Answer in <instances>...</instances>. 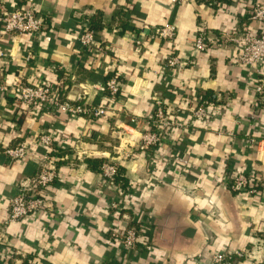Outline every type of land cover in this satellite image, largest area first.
<instances>
[{
	"label": "crops",
	"instance_id": "obj_1",
	"mask_svg": "<svg viewBox=\"0 0 264 264\" xmlns=\"http://www.w3.org/2000/svg\"><path fill=\"white\" fill-rule=\"evenodd\" d=\"M256 1L264 0H0L1 83L62 79L74 98L81 86L114 74L121 82L114 103L87 89L88 101L109 104L94 119L28 108L0 93V264H214L215 253L226 255L223 264H264V105L254 92L264 83V61L236 66L233 47L222 40L206 51L193 47L200 24L219 38L241 24L258 29L247 18ZM12 6L46 17L38 38L3 34L1 13ZM93 15H100L99 49L88 52L78 25ZM166 24L175 31L170 41L156 35ZM171 54L190 62L165 68ZM199 95L209 99L203 122L192 114ZM155 98L180 124L157 148L143 150ZM41 131L52 134L59 175L43 191L44 207L8 222L10 199L36 175L45 152ZM18 142L29 155L11 159L4 149ZM85 157L119 165L128 196L119 200L115 184ZM235 171L257 191L232 190L225 181ZM131 223L141 232L129 251L113 232Z\"/></svg>",
	"mask_w": 264,
	"mask_h": 264
},
{
	"label": "built area",
	"instance_id": "obj_2",
	"mask_svg": "<svg viewBox=\"0 0 264 264\" xmlns=\"http://www.w3.org/2000/svg\"><path fill=\"white\" fill-rule=\"evenodd\" d=\"M247 18L251 21L259 22L261 26L258 29H251L246 24H241L238 29L221 34L220 38L209 35L203 25L200 24L193 40V47L197 51H206L213 43L222 40L224 43L230 44L235 51L232 60L234 65L252 68L262 63L264 61V27L262 26V24L264 25V1L254 2ZM1 20L3 34L26 35L31 39L38 38L46 26V17L41 15L36 9L24 6H12L2 10ZM78 26L80 46L88 52H96L95 50L99 49V46L96 42L95 32L89 28L88 19L84 17ZM174 34V27L171 24H166L156 29L157 37L165 41L172 40ZM30 57V54L26 55V59ZM188 62L190 61H182L176 55L171 54L165 58L164 65L165 68H181ZM61 85L62 79L55 83H45L40 79L35 83H31L27 80L25 81L22 77H16L11 84L0 82V93L11 92L28 108H37L41 111L62 114L67 118L81 115L89 119L106 115L109 104L88 101L85 97L88 93L87 89L105 93L111 103H114L121 96V82L115 74L102 83L81 86L82 91L77 93L74 98L66 96L62 99L60 96ZM254 92L257 101L264 99V83L261 80L256 84ZM195 102V109L192 113L193 118L202 122L206 121L209 116V102L201 95L195 98ZM170 111L162 99L155 98L150 121L151 127L142 134L139 144L140 149L157 148L169 129L180 124L171 118ZM38 139L45 148V152L40 157L36 175L27 185H22L18 193L10 199L8 222L24 219L44 207L46 199L43 197V191L59 175L57 160L61 157L53 155L56 150L54 149L52 134L41 131L38 133ZM29 151V146L25 142H18L4 149V152L11 159L16 160L26 158L29 155ZM100 173L118 188L119 200L122 201L128 196L129 189H122L114 182V177L117 173L116 163L111 161L103 162L100 166ZM225 182L236 192L253 193L257 191V184L242 172H233L227 176ZM111 207L117 208L118 203L116 201L111 203ZM124 217L126 216L124 215ZM140 232L141 228L132 223L121 229L114 230L113 233L122 247L132 251L137 249ZM142 246L144 249L151 248L147 242H144ZM225 259V254L215 253L213 263L223 264Z\"/></svg>",
	"mask_w": 264,
	"mask_h": 264
},
{
	"label": "trees",
	"instance_id": "obj_3",
	"mask_svg": "<svg viewBox=\"0 0 264 264\" xmlns=\"http://www.w3.org/2000/svg\"><path fill=\"white\" fill-rule=\"evenodd\" d=\"M221 1L229 2L230 0H207V2H209L213 6H216V4L218 2H221ZM98 16L93 15L90 17L89 16L85 17L89 21V28L92 29L94 32L98 29V27H100V15H98ZM60 96L62 99H64L67 96L66 90L63 89L62 87L60 89ZM201 96L209 102V99L206 96H204V95H201ZM260 103H261V105H264V99L261 100ZM84 161L87 163V165L91 169L100 170L101 164L106 160L103 158L85 157ZM116 168H117V173H116V176L114 177V182L117 183L122 189H125L126 187H128V182H127L126 178L124 177L123 169L117 164H116Z\"/></svg>",
	"mask_w": 264,
	"mask_h": 264
}]
</instances>
